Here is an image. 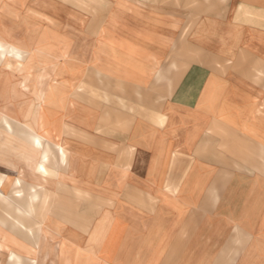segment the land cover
<instances>
[{
	"label": "crops",
	"instance_id": "1",
	"mask_svg": "<svg viewBox=\"0 0 264 264\" xmlns=\"http://www.w3.org/2000/svg\"><path fill=\"white\" fill-rule=\"evenodd\" d=\"M0 41L35 66L5 68V105L41 96L55 173L6 146L3 191L84 209L52 219L53 264H264V0H0Z\"/></svg>",
	"mask_w": 264,
	"mask_h": 264
},
{
	"label": "bare ground",
	"instance_id": "2",
	"mask_svg": "<svg viewBox=\"0 0 264 264\" xmlns=\"http://www.w3.org/2000/svg\"><path fill=\"white\" fill-rule=\"evenodd\" d=\"M6 53H11L18 57L21 56L18 49L13 48L10 50L0 41V162H4L6 146L13 152L18 150L22 154L27 167L33 172L38 169L44 179L47 180V177H52L55 173L46 165L49 162L51 146L44 142L43 136L37 132L35 127L36 121L42 119V114L38 112L36 105L37 100L41 99V96L37 97V95H34L27 99V106L23 108L19 106L20 110L17 112L10 110L5 105V73L1 71L7 66L17 71L23 69L29 75L34 66L10 63L6 65L4 63ZM18 85L28 88L25 80ZM13 98L15 99V97ZM20 118L27 121L21 124L17 121ZM16 141L19 143L23 142L21 151L18 148L12 149L10 147ZM59 149L62 152L63 162H66L68 153L63 147H59ZM42 154L45 162L41 161L37 165V156H42ZM24 180H26L24 176L15 179L12 191L10 195H7L3 190L5 191L6 183L11 182V178L0 174V264H46L48 258V261L53 263L52 222L42 230L44 232L43 240H38V233L42 232V221L40 222V220L45 219V211L49 206H52V199L56 194L48 191L41 184L25 183ZM60 184V188L67 193H72L79 197L91 196L80 189L72 188L71 190L68 185ZM21 185L24 188L17 187ZM13 200H16L21 206H14ZM39 216L43 218H39V221L35 220V217ZM56 228H58L57 225ZM16 235L26 237L30 246H27L23 239L19 240ZM37 246H39L38 249ZM59 254L64 255L63 245ZM66 262L69 263L70 260L66 259Z\"/></svg>",
	"mask_w": 264,
	"mask_h": 264
},
{
	"label": "rangeland",
	"instance_id": "3",
	"mask_svg": "<svg viewBox=\"0 0 264 264\" xmlns=\"http://www.w3.org/2000/svg\"><path fill=\"white\" fill-rule=\"evenodd\" d=\"M2 42V41H1ZM3 44H4V42H2ZM32 66H34V65H32ZM7 67V66H6ZM6 67H4V68H6ZM8 71H10L12 68L11 67H8ZM5 70L6 69H2L1 71L2 72H4L5 73ZM31 71H32V73L33 72H35L36 71V69H35V66H34V68L33 69H31ZM12 72H17V70H15V69H12ZM19 72V71H18ZM33 75V74H32ZM32 75H31V73H30V77H32ZM15 82H16V79H13V81H12V83L13 84H15ZM27 83L29 84L28 86H32V84H33V81L32 80H28L27 81ZM0 174H4L5 175V173H4V171H1L0 170ZM4 192V191H3ZM5 193V192H4ZM5 194H7V193H5ZM53 205H54V202H52V206H49L48 207V209H46V211H45V225H43V223L41 222V231H42V226L44 227H46V225H50V223L52 222V219L54 218V217H56L55 219H57V222L59 221L60 222V228L63 230L65 227H68L69 226V223H71L70 221H69V219L71 218V217H73V223H71L72 224V226L74 227V228H76V229H79V230H84V228H86V224L84 223V216H85V214H84V209H83V207H81V208H73V209H70V208H65V207H59V206H56L55 208L53 207ZM100 210V207H98V211ZM43 215V214H42ZM78 215V216H77ZM77 217H79L78 219H75V218H77ZM80 217L82 218V219H80ZM38 217H35V220L37 219ZM39 218H40V216H39ZM43 218V217H42ZM42 218H40V219H42ZM75 221H79V223H77V222H75ZM25 242H26V245L28 246H30V243H28V241L25 239L24 240ZM51 242H53V241H51ZM58 242H60V241H58ZM32 246V245H31ZM40 258V257H39ZM49 260V258L47 259V261H46V264H53V263H51V262H49L48 261Z\"/></svg>",
	"mask_w": 264,
	"mask_h": 264
}]
</instances>
